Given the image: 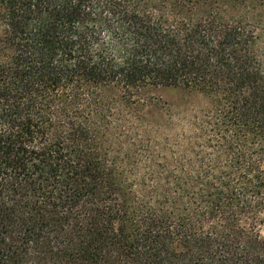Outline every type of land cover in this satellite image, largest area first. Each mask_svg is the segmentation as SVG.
Segmentation results:
<instances>
[{
    "label": "trees",
    "instance_id": "16d2710c",
    "mask_svg": "<svg viewBox=\"0 0 264 264\" xmlns=\"http://www.w3.org/2000/svg\"><path fill=\"white\" fill-rule=\"evenodd\" d=\"M262 13L0 0V264H264ZM147 87L209 105L165 135Z\"/></svg>",
    "mask_w": 264,
    "mask_h": 264
},
{
    "label": "rangeland",
    "instance_id": "374dc122",
    "mask_svg": "<svg viewBox=\"0 0 264 264\" xmlns=\"http://www.w3.org/2000/svg\"><path fill=\"white\" fill-rule=\"evenodd\" d=\"M249 6L247 4L241 7H234L233 10H230V13L240 15L248 10L247 14L249 15L251 11ZM260 20L258 24L259 30L256 34L264 38V13H262ZM254 49L257 54H261L264 57V41H257ZM100 95L103 100L119 101L123 92L118 88L105 87L100 90ZM138 97L142 104L146 103L144 107H141L145 120L154 129H159V132L169 136H176L182 133L181 125L188 123L187 118L193 119L198 116L200 109H207L209 105V101L203 96L175 87H147L138 93ZM157 102L159 103L158 107H152ZM142 113L139 114L142 115ZM261 218L263 222L258 230L260 235L264 237V212Z\"/></svg>",
    "mask_w": 264,
    "mask_h": 264
}]
</instances>
